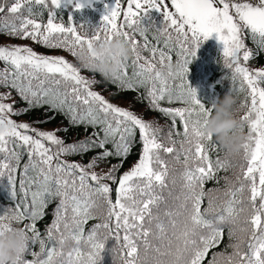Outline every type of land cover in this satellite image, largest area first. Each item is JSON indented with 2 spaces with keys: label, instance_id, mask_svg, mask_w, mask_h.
<instances>
[{
  "label": "snow or ice",
  "instance_id": "snow-or-ice-1",
  "mask_svg": "<svg viewBox=\"0 0 264 264\" xmlns=\"http://www.w3.org/2000/svg\"><path fill=\"white\" fill-rule=\"evenodd\" d=\"M63 2L0 0V36L73 58L0 45V177H7L13 199L17 178L20 190L15 207L0 214V235L13 222L28 221L29 244L40 248L29 260L28 244L19 264H99L110 239L122 264H264V67L249 63L264 52V0H117L90 37L71 17L66 23L57 14ZM153 10L163 16L162 29L142 23ZM213 34L223 44L231 90L244 93L239 117L247 141L238 165L227 155L221 159L204 132L214 105L202 103L188 81L189 65ZM114 38L133 55L110 82L118 93L135 92L140 103L147 101L148 111L168 121L166 132L158 120L110 102L95 90L100 82L77 65L78 51ZM172 64L175 74L163 75ZM34 110L63 116V131L82 127L84 138L66 143L58 130L33 126L47 121L13 118ZM137 133L138 159L120 173ZM90 151L95 154L86 163L68 159ZM237 166L235 181L225 176L223 189L205 188L209 180L219 183L218 171ZM53 202L54 218L41 233L38 221ZM90 221L98 222L86 232ZM225 235L229 244L213 251Z\"/></svg>",
  "mask_w": 264,
  "mask_h": 264
},
{
  "label": "trees",
  "instance_id": "trees-1",
  "mask_svg": "<svg viewBox=\"0 0 264 264\" xmlns=\"http://www.w3.org/2000/svg\"><path fill=\"white\" fill-rule=\"evenodd\" d=\"M111 2H117V0H109ZM123 3V0H122ZM107 9V10H106ZM108 6L106 5L105 1L96 2L92 6L83 7L79 11L76 9H66V8H59L57 9V14L64 18V21L67 23V18L71 17L73 23L77 26H83L84 30L94 31L100 29L103 25V17L107 15L109 10ZM44 19H47V12L44 13ZM122 22V20H121ZM142 23L145 27H154L155 30L162 29L165 22L163 16L153 10L148 16H145L142 20ZM154 33H149V38L151 39ZM1 39L9 38L7 36H0ZM162 39V38H161ZM248 47L252 48L255 51V45L249 39L246 41ZM42 51L46 49L41 45H38ZM44 48V49H43ZM50 51L47 50L46 53ZM63 52V51H61ZM222 51L216 46L209 42H202L197 54L196 58L192 61L189 65V75L188 81L190 86L194 88L197 92V98L204 103L206 106L211 107L214 103H216L219 99H222L230 90H231V70L228 69L224 64V59L222 56ZM144 55H148L144 53ZM131 64V60L128 61ZM250 66L252 68H259L264 67V52H261L257 57L252 59L250 62ZM131 71V69H129ZM85 75L89 77H95L98 83L95 85V89L98 91L104 92L106 95L109 96L110 100L113 102H127L130 103L136 109L144 110L147 117L154 118L158 120L159 123L163 124L167 130L168 121L164 118L159 112L148 111L146 108L147 101L144 103L139 102V95L135 92H119L115 85H113L110 81L103 79L99 74L92 73L90 71H85ZM238 87V82H237ZM232 94L237 98L238 104L244 98V93H240L235 90H231ZM19 99V98H17ZM17 107H22V104H17ZM54 117L51 120H48V117ZM16 119L25 120L29 123L33 121H47L45 123H35L41 129H56L58 130V135L63 138L66 143H73L78 140H82L85 136L84 129L81 128H70V130L65 133L63 131L64 127H68V121L63 116L58 115L53 112H48L46 110H34L25 115L16 116ZM90 131V130H89ZM137 143L135 148L132 151V154L128 157V159L124 162L123 167L120 169V173L127 171L134 162L138 159V154L140 151V143H139V134L137 133ZM111 148V145H108ZM95 153L90 151L83 157L80 156H70L68 157L69 160L88 162L89 157L93 156ZM221 159L225 158V153L220 150L218 153ZM217 156V152H212V157L215 159ZM26 159V157H25ZM229 161L233 165H238L236 156L228 157ZM118 161L116 159H112L111 163L116 164ZM103 168H107V163L102 165ZM180 166H177L179 170ZM238 166L231 167L227 171H218L217 178L219 179V183H217L216 179L209 180L205 184L206 189L210 188H221L225 187L224 177L227 176L231 180L234 181L236 174H237ZM118 173V175L120 174ZM177 192L179 189L177 188ZM166 195V192H165ZM115 198V193H113V199ZM20 199V190H19V179L17 178V196L13 199L11 195V188L9 185V181L7 177H3L0 180V214H3L4 211L8 208L15 207V204ZM55 202L49 204L48 208L45 210L46 215L40 221H38V229L41 233H44L45 227L49 225L52 221L53 217V210L55 208ZM163 207V206H162ZM98 221H90L88 225L85 226L86 232L92 227L93 224L97 223ZM28 223V221H24L23 223L13 222L12 226L16 227H24V224ZM229 244V240L227 235L223 242L220 244L219 248L214 249L213 251L219 252L223 251L225 247ZM117 247L115 240H108L105 245V250L101 254V259L99 264H122V260L119 254H116L113 249ZM69 249H66V251ZM32 251L39 252V244L32 245L29 244V251L26 253V258L31 260L32 256L30 253ZM229 251H231L229 249Z\"/></svg>",
  "mask_w": 264,
  "mask_h": 264
},
{
  "label": "clouds",
  "instance_id": "clouds-1",
  "mask_svg": "<svg viewBox=\"0 0 264 264\" xmlns=\"http://www.w3.org/2000/svg\"><path fill=\"white\" fill-rule=\"evenodd\" d=\"M128 44L114 38L108 42L94 44L91 49L85 47L77 52L76 63L82 69L99 74L111 81L122 70L125 63L132 59ZM174 64L166 66L162 74H175ZM211 116L207 119L204 132L213 138L225 155L234 157L243 151L247 141L245 131H241L242 121L239 117V104L231 90L216 103ZM27 234L22 227L12 226L10 232L0 235V264H19L20 257L28 248Z\"/></svg>",
  "mask_w": 264,
  "mask_h": 264
},
{
  "label": "rangeland",
  "instance_id": "rangeland-1",
  "mask_svg": "<svg viewBox=\"0 0 264 264\" xmlns=\"http://www.w3.org/2000/svg\"><path fill=\"white\" fill-rule=\"evenodd\" d=\"M100 1H105V3H106V5L108 6V10L109 11H111V9L112 8H114L115 7V4H116V2H111V1H109V0H72V2L71 3H68L67 2V0H64V2L61 4V7L60 8H68V9H76L75 8V5H76V3H80L83 7H89V6H92L93 4H95L96 2H100ZM82 7V8H83ZM107 10V9H106ZM108 11V12H109ZM108 12H106V13H108ZM165 22V21H164ZM98 30V29H97ZM86 31V33L89 35V37L91 36V35H93L94 34V32L96 31V30H94V31H90L89 32V30H85ZM206 42H209V43H211V44H213V45H216L222 52H223V44L221 43V42H219L218 41V39H217V37H216V35L215 34H213L212 35V37L210 38V39H208ZM0 45H7V46H12V45H27V46H30V47H32L37 53H43V54H49V55H63V56H66L69 60H72L73 58L70 56V55H68L67 53H65V52H61V51H51V50H49V49H47V48H45L46 50L45 51H42L40 48H39V44H35V43H33L31 40H22V39H15V38H5V39H1L0 38ZM43 47V46H42ZM43 48V49H44ZM47 50H49L50 52L49 53H46V51ZM87 76V75H86ZM95 88V87H94ZM96 90V89H95ZM98 91V90H97ZM99 92H101L110 102H112V103H114V104H116V105H118V106H120V107H124V108H130L133 112H135V113H137V114H139V115H142V116H144V118L145 119H147V120H153L154 118H150V117H147L146 116V113H145V111L144 110H140V109H136L135 107H133L130 103H127V102H113V101H111L110 100V98H109V96L108 95H106L104 92H102V91H99ZM14 119H16L15 117H13ZM18 122H27V121H25V120H19V119H16ZM160 124V126H162L163 128H164V131L166 132L167 130H166V127L163 125V124H161V123H159ZM34 127H36L37 129H40V130H45V131H53V130H56V129H41V128H39L37 125H33ZM57 135H58V133H57ZM59 136V135H58ZM236 159H238L237 160V162H238V164L239 163H241L242 161H240L239 160V158L238 157H236ZM106 169V168H105ZM98 171H99V169H97ZM239 173V167H238V170H237V174ZM236 174V175H237ZM3 179V177H0V180H2ZM234 181H235V179H234Z\"/></svg>",
  "mask_w": 264,
  "mask_h": 264
}]
</instances>
